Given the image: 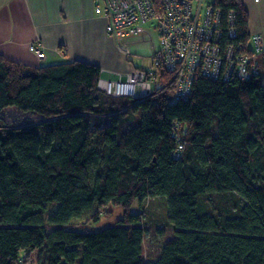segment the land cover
<instances>
[{
  "label": "trees",
  "instance_id": "trees-1",
  "mask_svg": "<svg viewBox=\"0 0 264 264\" xmlns=\"http://www.w3.org/2000/svg\"><path fill=\"white\" fill-rule=\"evenodd\" d=\"M215 5L224 26L233 14L225 38L250 55L242 1ZM256 67L247 79L197 74L171 102L166 70L150 97L114 99L96 64L0 55V264L32 253L36 264H264V57ZM10 106L42 118L8 127ZM154 197L172 235L146 260L142 207ZM109 205L122 217L94 229Z\"/></svg>",
  "mask_w": 264,
  "mask_h": 264
},
{
  "label": "built area",
  "instance_id": "built-area-1",
  "mask_svg": "<svg viewBox=\"0 0 264 264\" xmlns=\"http://www.w3.org/2000/svg\"><path fill=\"white\" fill-rule=\"evenodd\" d=\"M95 13L105 19V31L113 40L117 51L124 57L135 42L151 41L149 67L136 68L116 78L101 79L100 89L116 96L150 97L160 71L173 75L170 101L188 97L194 76L210 79H247L256 74L258 59L264 57V36L250 37V55L243 54L229 43L234 36L233 14L229 22L221 21V8L217 0H94ZM155 21L153 31L148 29ZM229 35V39L225 36ZM128 38H132L129 41ZM39 61L46 50L39 40L28 46ZM182 149L183 145L178 144Z\"/></svg>",
  "mask_w": 264,
  "mask_h": 264
},
{
  "label": "crops",
  "instance_id": "crops-1",
  "mask_svg": "<svg viewBox=\"0 0 264 264\" xmlns=\"http://www.w3.org/2000/svg\"><path fill=\"white\" fill-rule=\"evenodd\" d=\"M241 1L249 18V34L264 36V0ZM34 40L46 50L43 61L28 49ZM129 49L126 57L117 51L105 31V19L95 13L94 0H0V55L7 61L38 67L81 60L99 66L101 80L138 68L130 70L125 61L132 62L131 51L148 52L147 45L135 42Z\"/></svg>",
  "mask_w": 264,
  "mask_h": 264
},
{
  "label": "rangeland",
  "instance_id": "rangeland-1",
  "mask_svg": "<svg viewBox=\"0 0 264 264\" xmlns=\"http://www.w3.org/2000/svg\"><path fill=\"white\" fill-rule=\"evenodd\" d=\"M155 25V21H151L148 29L153 31ZM153 43L156 44L155 38L156 36H152ZM142 44L147 45V51L144 52L142 49L137 51H131L134 54V57H130L132 62L125 61V65L127 68L133 67H149V51L152 48V42L147 40L141 42ZM130 51V49L128 48ZM104 91V90H103ZM106 92V91H105ZM106 94H108L106 92ZM110 95V96H109ZM107 96L114 98L115 97H129V96H116L112 94H108ZM135 98V97H134ZM137 99V98H135ZM132 118H138L139 115L137 113H131ZM1 117L4 121V124L8 127L16 128V127H27L32 126L38 122H40L41 118L39 114L31 111H21L15 107H7L1 112ZM143 225L145 227V239L143 243V256L146 260L155 258L164 243V241L172 235V229L170 225L165 220V198L164 197H154L147 200L143 204ZM140 208L137 203H135L131 207V212L136 213L139 212ZM123 215V209L119 206H108L107 210L102 214V217L96 221L90 223V225L96 229H103L108 226H113L118 223V220ZM27 261H25L26 263ZM26 264H36V256L35 253H32L29 262Z\"/></svg>",
  "mask_w": 264,
  "mask_h": 264
}]
</instances>
